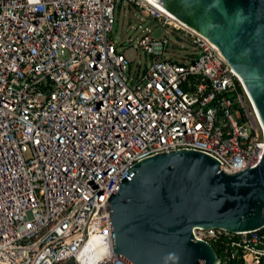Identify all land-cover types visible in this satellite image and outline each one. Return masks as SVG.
<instances>
[{
    "label": "built area",
    "instance_id": "obj_1",
    "mask_svg": "<svg viewBox=\"0 0 264 264\" xmlns=\"http://www.w3.org/2000/svg\"><path fill=\"white\" fill-rule=\"evenodd\" d=\"M122 5L155 24H140L146 64L112 40ZM178 150L229 175L264 156L260 115L206 37L155 0H0V264H128L108 199L128 169ZM194 236L223 244L219 264H264V226Z\"/></svg>",
    "mask_w": 264,
    "mask_h": 264
},
{
    "label": "water",
    "instance_id": "obj_2",
    "mask_svg": "<svg viewBox=\"0 0 264 264\" xmlns=\"http://www.w3.org/2000/svg\"><path fill=\"white\" fill-rule=\"evenodd\" d=\"M155 1L206 37L242 76L264 125V0ZM127 172L108 205L114 253L128 264H219L212 245L195 239L196 228L264 226V156L229 175L209 155L178 150Z\"/></svg>",
    "mask_w": 264,
    "mask_h": 264
},
{
    "label": "rangeland",
    "instance_id": "obj_3",
    "mask_svg": "<svg viewBox=\"0 0 264 264\" xmlns=\"http://www.w3.org/2000/svg\"><path fill=\"white\" fill-rule=\"evenodd\" d=\"M139 20L138 13L131 7L119 6L116 11V24L112 33V40L117 45H127L125 50L127 57L134 64L143 65L148 62V58L141 51L136 50V43L142 35L143 29L146 27L153 28L155 24L151 20H146L143 23H140ZM140 24L143 25V29H140ZM162 33L158 28L153 30V35L156 37L161 36ZM184 46V50L179 47L177 51H171L170 55L179 61H183V58L192 51L191 44L187 41L184 42Z\"/></svg>",
    "mask_w": 264,
    "mask_h": 264
},
{
    "label": "bare ground",
    "instance_id": "obj_4",
    "mask_svg": "<svg viewBox=\"0 0 264 264\" xmlns=\"http://www.w3.org/2000/svg\"><path fill=\"white\" fill-rule=\"evenodd\" d=\"M159 4V3H158ZM159 6L163 9V11L164 12H166L167 14H168V16H170V18H171V20H172V22H174V23H176L177 25H179V26H183V27H185V28H189V29H191V30H194V31H196L193 27H191V26H189V25H187V24H185V23H183V22H181V21H179L171 12H169L168 10H166L165 8H163L160 4H159ZM196 32H198V31H196ZM199 33V32H198ZM239 75V74H238ZM239 77H240V80H241V82H242V84L244 85V88H245V90H246V92L248 93V91H247V88H246V85H245V81H244V79L242 78V76L241 75H239ZM248 95H249V93H248ZM250 97V96H249ZM251 99V98H250ZM251 101H252V99H251ZM252 103H253V101H252ZM253 105H254V103H253ZM255 106V105H254ZM256 108V107H255ZM257 110V109H256Z\"/></svg>",
    "mask_w": 264,
    "mask_h": 264
},
{
    "label": "trees",
    "instance_id": "obj_5",
    "mask_svg": "<svg viewBox=\"0 0 264 264\" xmlns=\"http://www.w3.org/2000/svg\"><path fill=\"white\" fill-rule=\"evenodd\" d=\"M240 92H243L242 88H239ZM223 244L221 242H214L212 243V247L214 248L216 254L221 258L222 257V246Z\"/></svg>",
    "mask_w": 264,
    "mask_h": 264
}]
</instances>
